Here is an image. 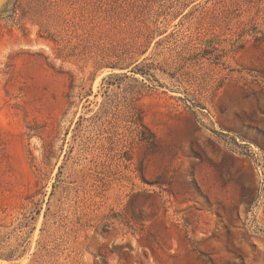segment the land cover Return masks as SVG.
<instances>
[{"label":"rangeland","instance_id":"obj_1","mask_svg":"<svg viewBox=\"0 0 264 264\" xmlns=\"http://www.w3.org/2000/svg\"><path fill=\"white\" fill-rule=\"evenodd\" d=\"M0 264H264V0H0Z\"/></svg>","mask_w":264,"mask_h":264},{"label":"trees","instance_id":"obj_2","mask_svg":"<svg viewBox=\"0 0 264 264\" xmlns=\"http://www.w3.org/2000/svg\"><path fill=\"white\" fill-rule=\"evenodd\" d=\"M10 257L11 256H8V255H5V254H0V258H2V259L8 260V259H10Z\"/></svg>","mask_w":264,"mask_h":264}]
</instances>
